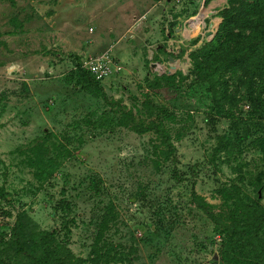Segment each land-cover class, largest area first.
<instances>
[{
	"label": "rangeland",
	"instance_id": "rangeland-1",
	"mask_svg": "<svg viewBox=\"0 0 264 264\" xmlns=\"http://www.w3.org/2000/svg\"><path fill=\"white\" fill-rule=\"evenodd\" d=\"M107 3L0 0V233L9 235L25 211L88 259L106 217L99 244L127 254L122 264H217L221 236L191 192L215 213L231 209L234 184L264 205V190L251 185L261 154L249 139L236 161L222 162L221 155L217 168L211 162L217 137L231 134L234 123L223 117L209 123L210 94L191 72L189 53L213 37L226 0H113L119 11ZM105 51L125 69L99 82L106 99L70 80L80 58ZM177 72L184 79L174 85L147 87L146 79ZM147 97L174 115L166 125L176 160L159 170L154 134L116 124L120 108L143 113ZM247 110L239 103L235 122ZM102 116L107 121L99 126ZM50 134L71 154L40 181L21 152Z\"/></svg>",
	"mask_w": 264,
	"mask_h": 264
},
{
	"label": "trees",
	"instance_id": "trees-1",
	"mask_svg": "<svg viewBox=\"0 0 264 264\" xmlns=\"http://www.w3.org/2000/svg\"><path fill=\"white\" fill-rule=\"evenodd\" d=\"M209 1L205 0V4ZM218 15L221 21L213 37L189 53L193 80L205 84L210 94L213 113L208 116L209 123L214 125L218 117L230 118L234 123L231 134L217 137L210 159L216 168V159L221 155L222 162L236 161L244 142L249 139L260 152L262 165L251 185L264 190V0H226V6L218 11ZM198 40L199 37H196L191 42L194 44ZM177 77L184 79L177 72L146 79V84L153 90L160 87L162 82L174 85ZM70 80L82 90L106 99L99 81L81 67L79 60ZM239 103L247 105L248 110L244 118L235 122L233 110ZM141 105L143 113L139 111L138 114L132 109L120 108L116 124L137 134H154L152 147L157 158L153 160V166L159 170L162 162L176 160L170 130L166 125L167 121L174 120V115L149 97L142 100ZM105 121L102 116L96 124L102 126ZM21 153L33 176L40 181L51 178L62 160L71 154L53 134L43 137ZM239 166L237 162L235 167L238 171ZM172 176L176 180L181 179L176 170H173ZM91 185L97 190L96 181H92ZM2 193L0 188V195ZM191 197L213 222L214 231L221 236L217 264H264V205L260 198L249 196L234 184L229 197L231 209L215 213L212 206L194 191ZM110 215L111 212L106 213V216ZM106 223L105 217L91 249L93 256L84 259L75 256L65 243L60 242L55 230L38 228L27 212L20 211L15 216L9 235L0 233V264L128 262L129 258L124 252L116 251L104 241L99 244Z\"/></svg>",
	"mask_w": 264,
	"mask_h": 264
},
{
	"label": "built area",
	"instance_id": "built-area-1",
	"mask_svg": "<svg viewBox=\"0 0 264 264\" xmlns=\"http://www.w3.org/2000/svg\"><path fill=\"white\" fill-rule=\"evenodd\" d=\"M82 68L89 71L95 80L102 82L108 79L112 74L119 73L122 65L108 51L98 55L84 56L79 59Z\"/></svg>",
	"mask_w": 264,
	"mask_h": 264
},
{
	"label": "crops",
	"instance_id": "crops-1",
	"mask_svg": "<svg viewBox=\"0 0 264 264\" xmlns=\"http://www.w3.org/2000/svg\"><path fill=\"white\" fill-rule=\"evenodd\" d=\"M105 1H108L107 4H109L111 8H114L115 11H119V10H118L119 8H115L116 6H115V7L112 6V5L114 4V3H113V0H105ZM133 1H136V0H133ZM137 1H139V0H137ZM116 4H117V3H116ZM120 9H121V8H120ZM190 23H191V24H190ZM190 23H189V25H193V21L190 22ZM176 31H177V29H176ZM119 62H121V61L119 60ZM123 71H125V69H123L122 72H123ZM122 72H121V73H122ZM119 73H120V72H119ZM119 73H117V74H119ZM115 74H116V73H115Z\"/></svg>",
	"mask_w": 264,
	"mask_h": 264
},
{
	"label": "water",
	"instance_id": "water-1",
	"mask_svg": "<svg viewBox=\"0 0 264 264\" xmlns=\"http://www.w3.org/2000/svg\"><path fill=\"white\" fill-rule=\"evenodd\" d=\"M193 20L191 19L190 22H192ZM171 59V58H170Z\"/></svg>",
	"mask_w": 264,
	"mask_h": 264
}]
</instances>
